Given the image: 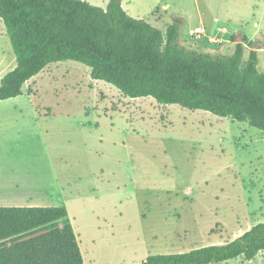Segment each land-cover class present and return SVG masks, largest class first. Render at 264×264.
<instances>
[{"label": "rangeland", "instance_id": "1", "mask_svg": "<svg viewBox=\"0 0 264 264\" xmlns=\"http://www.w3.org/2000/svg\"><path fill=\"white\" fill-rule=\"evenodd\" d=\"M84 1L106 9L111 0ZM123 9L163 33L179 23L188 50L232 56L247 38L264 74V0H124ZM16 64L0 19V77ZM0 168V207H66L84 264H141L232 242L264 222V131L130 99L72 61L0 103ZM221 264H264V252Z\"/></svg>", "mask_w": 264, "mask_h": 264}, {"label": "trees", "instance_id": "2", "mask_svg": "<svg viewBox=\"0 0 264 264\" xmlns=\"http://www.w3.org/2000/svg\"><path fill=\"white\" fill-rule=\"evenodd\" d=\"M123 1L102 9L84 0H0L17 63L0 81V102L23 96L24 86L50 66L72 61L130 99L153 98L264 131L260 47L242 38L232 56L188 50L179 43V23L163 33L131 17ZM247 44L252 50L244 64ZM263 252L264 222L232 242L150 256L141 264L251 262ZM0 264H84L67 208L0 207Z\"/></svg>", "mask_w": 264, "mask_h": 264}, {"label": "crops", "instance_id": "3", "mask_svg": "<svg viewBox=\"0 0 264 264\" xmlns=\"http://www.w3.org/2000/svg\"><path fill=\"white\" fill-rule=\"evenodd\" d=\"M238 40H240V39H238ZM38 77V76H37ZM4 77H0V81L3 79ZM36 78V77H35ZM34 78V79H35ZM33 80V79H32ZM31 80V81H32ZM30 82V81H29ZM28 82V83H29ZM27 83V84H28ZM26 84V85H27ZM26 85L24 86V88H23V96H25V88H26ZM19 98V97H18ZM18 98H16V99H11V100H8V101H12V100H17ZM2 102H4V101H2ZM1 103V102H0ZM5 189H6V186H5V183H4V169H1L0 168V194H2V193H4L5 192ZM69 212V211H68ZM71 217V216H70ZM73 223V222H72Z\"/></svg>", "mask_w": 264, "mask_h": 264}, {"label": "built area", "instance_id": "4", "mask_svg": "<svg viewBox=\"0 0 264 264\" xmlns=\"http://www.w3.org/2000/svg\"><path fill=\"white\" fill-rule=\"evenodd\" d=\"M203 33H204V31H203L202 29H198V30L196 31V34H197L198 36L202 35Z\"/></svg>", "mask_w": 264, "mask_h": 264}, {"label": "water", "instance_id": "5", "mask_svg": "<svg viewBox=\"0 0 264 264\" xmlns=\"http://www.w3.org/2000/svg\"><path fill=\"white\" fill-rule=\"evenodd\" d=\"M237 42L240 43V42H242V41H241V40H238Z\"/></svg>", "mask_w": 264, "mask_h": 264}]
</instances>
